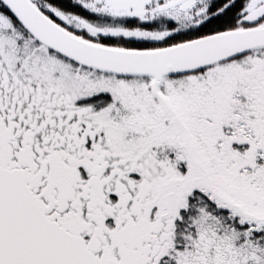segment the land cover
Returning <instances> with one entry per match:
<instances>
[{
  "label": "snow or ice",
  "instance_id": "1",
  "mask_svg": "<svg viewBox=\"0 0 264 264\" xmlns=\"http://www.w3.org/2000/svg\"><path fill=\"white\" fill-rule=\"evenodd\" d=\"M0 264H264V0H0Z\"/></svg>",
  "mask_w": 264,
  "mask_h": 264
}]
</instances>
